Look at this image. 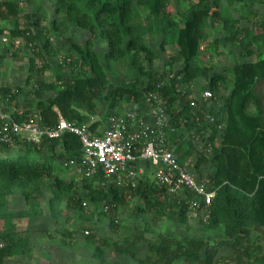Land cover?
<instances>
[{
	"label": "trees",
	"instance_id": "1",
	"mask_svg": "<svg viewBox=\"0 0 264 264\" xmlns=\"http://www.w3.org/2000/svg\"><path fill=\"white\" fill-rule=\"evenodd\" d=\"M53 1L56 17L63 14L65 18L53 19L51 27L63 32L68 20L88 36L82 44L72 43L69 55L57 62L58 68L67 66L68 71L58 70L54 78L46 80L43 74L51 55L49 38L45 37L48 28L32 12L23 14L22 21L17 0H0V33L7 32L11 40L18 38L27 46L24 83L0 86V98L14 106L23 85L32 94L25 101L30 107L11 110L15 120L22 121L36 112L43 126H51L62 115L99 133L110 115L124 111L135 110L139 118L150 120L156 95L164 100L162 105L173 127L168 148L181 163L192 155V136L210 129L209 135H201L211 142V155H198L195 168L201 173L202 164L210 165L208 173L216 193L206 208V219L202 218L203 227L219 230L221 238L213 242L190 235H160L157 241L146 242L148 253L142 256V231L132 238L124 237L122 242L88 231L86 237L93 243L94 257L100 264H114L106 260L107 250L112 249L139 264H177L178 260L182 264H264V252L250 237L253 228L264 227V18L253 10L255 3L264 6V0H194L177 11L171 0ZM217 22L223 34L209 42ZM148 36L159 39L158 50L148 42ZM99 39L106 43L103 60L95 48ZM205 42L210 53L218 44L238 46L243 60L234 56L230 64L213 68V64L200 59ZM166 46H172L173 54L165 69L155 70L158 51ZM252 55L254 59H248ZM117 62L125 67L123 81H113L109 75ZM176 63H181L177 69ZM201 78L205 80L201 89L209 88L214 93L202 110L185 100L192 93L193 83ZM15 138L13 145L0 142V264L8 257L31 252L30 234L19 230L15 221L45 214L41 206L43 185L51 194L48 204L53 216L63 213L62 199L66 198L72 208H80L87 199L94 205H104L99 214L109 212L113 226L110 208L123 204L129 196H138L145 206L137 210H149L151 217L187 222L190 208L185 199L161 198L164 188L147 172L140 174L134 186L118 185L102 174L83 177L77 191L74 171L69 178L60 175L64 160L82 155L76 133L45 136L39 144ZM14 146L22 148L11 156L9 151ZM9 195L24 200L25 206L10 207ZM149 226L146 223V229ZM68 234L72 235L64 232V236ZM223 246L234 253L218 256L216 249Z\"/></svg>",
	"mask_w": 264,
	"mask_h": 264
},
{
	"label": "rangeland",
	"instance_id": "2",
	"mask_svg": "<svg viewBox=\"0 0 264 264\" xmlns=\"http://www.w3.org/2000/svg\"><path fill=\"white\" fill-rule=\"evenodd\" d=\"M174 10L185 9L187 4L194 0H171ZM22 21L24 19L23 14L28 12L35 13L39 16L42 24L48 28L45 33V37L49 38L50 42V57H47L49 67L45 70L43 76L46 80H51L55 77L58 70L67 72L68 67H57V62L63 56L69 55L68 47L72 43L82 44L87 38L88 33L76 27L73 22H67V28L65 31L57 30L51 27L53 19H63L65 16L59 15L56 17L54 13V1L53 0H17ZM253 10H256L259 18H264V6L262 4L255 3ZM3 27L6 26V22H3ZM220 23L217 22L214 28L211 29L209 34V42L215 37L223 34L220 27ZM148 42L152 44L155 49L158 50L159 39L157 37L148 36ZM41 44V43H40ZM29 47V45H28ZM206 42L202 45V52L200 54L201 61L206 64H213V68L221 69L224 65L230 64L234 56L243 60L239 56L240 48L234 46L231 43L227 46L218 44L217 48L213 52H209L206 48ZM18 48H20L18 50ZM95 48L98 51L101 60L104 59V51L106 50V43L104 39L95 41ZM17 49V50H16ZM16 50L17 54H13ZM172 46H166L164 51L159 50L157 60L154 62V69L161 71L166 68L169 57L173 54ZM248 59H254V56H250ZM27 46L20 39L11 40L7 32L0 33V86H17L24 83L27 66ZM105 65V61L103 62ZM181 63H176L174 68L177 69ZM109 75L113 81H123L125 78V67L122 62L113 63V69L109 70ZM205 82L204 79L196 80V92L200 94L201 85ZM200 88V89H199ZM32 96L28 86L23 85V91L18 94L16 98V105L10 103L8 100L4 102L0 98V114H8L13 108L24 110L30 107L26 105L27 98ZM32 105V104H31ZM180 130H183L181 128ZM205 140V139H203ZM22 146H14L10 149L11 156L18 153ZM60 150V147H57ZM23 151V150H21ZM211 155V154H210ZM155 165V162H151ZM143 165V164H142ZM145 171L149 167V163L143 165ZM210 169L209 164L202 165V171L207 173ZM73 173L72 169L60 168V175L69 178ZM151 178H153L152 172H147ZM77 183V191L79 189L81 178L77 175L73 176ZM51 194L48 186L43 185V193L41 198V206L45 210V214L36 218H22L17 219V228L21 231L30 234L32 250L27 254L14 255L4 260L3 264H100V261L93 255V243L86 237L88 231L95 236H104L111 241L122 242L124 237L132 238L134 234L143 232L144 239L139 241L141 247V254L144 256L148 253L147 241L155 242L160 235L177 236L178 238L184 235H190L194 237L209 239L215 242L221 238L219 230H206L203 227V215L199 211H187V222H178L174 219H166L164 217H151V212L145 210L141 212L136 208L139 206L144 207L142 199L138 196H129L124 200L123 204H119L115 209H111L114 215L115 225L111 226L108 215H101L99 212L104 209V205H94L87 199L86 204L80 208H72L67 205V200L62 199L60 207L63 213H59L56 216L51 215L48 199ZM10 207H22L25 206L24 200L18 197L9 195ZM161 198L163 195L161 194ZM165 198H172L171 196H165ZM175 199V198H174ZM106 206V204H105ZM175 209V207H172ZM146 223H149V228L146 229ZM71 232L72 235L64 236V232ZM259 231V233H258ZM250 237L255 243L260 245V252H264V227L261 230L253 228L250 233ZM217 255L229 256L228 254L234 253L228 246H223L216 249ZM204 250L202 251V255ZM106 260L108 262H114V264H139L136 261L130 259L129 256H122L116 254L114 250L108 249L106 252ZM177 264H182L181 260L176 261ZM113 264V263H112ZM239 264H250L248 261H243ZM255 264V263H254Z\"/></svg>",
	"mask_w": 264,
	"mask_h": 264
},
{
	"label": "built area",
	"instance_id": "3",
	"mask_svg": "<svg viewBox=\"0 0 264 264\" xmlns=\"http://www.w3.org/2000/svg\"><path fill=\"white\" fill-rule=\"evenodd\" d=\"M192 87V93L185 97V100L194 109L202 110L212 101L214 93L209 88H199V94L195 90V83ZM180 94L183 95V92ZM154 96L150 120L139 118L135 110L124 111L118 115H110L105 125L99 129V133L90 129L88 124H74L62 115H59L55 124L43 126L36 112L27 114L22 121L15 120L10 113L0 114V142L13 145L15 137H19L39 144L45 136L54 138L65 131L76 133L82 144V155L64 160L63 166L72 169L79 178L102 174L104 178L118 185L131 183L134 186L140 174L145 172L143 165L149 162L155 183L165 190L163 198L167 195L184 198L192 212H202L203 218L206 219V208L215 196L216 185L209 173L201 170L202 165L206 163L200 166L199 173L195 162L198 155L208 157L212 152L211 142L203 140L201 135H209L210 129L192 136V155L181 163L168 148L169 131L173 130V127L170 116L162 105L164 100ZM207 117L210 121L215 120L212 116ZM217 128L221 130L222 126L218 125ZM151 162H155V165ZM82 203L85 205L87 202Z\"/></svg>",
	"mask_w": 264,
	"mask_h": 264
},
{
	"label": "crops",
	"instance_id": "4",
	"mask_svg": "<svg viewBox=\"0 0 264 264\" xmlns=\"http://www.w3.org/2000/svg\"><path fill=\"white\" fill-rule=\"evenodd\" d=\"M106 123V122H105ZM105 125V124H104ZM147 163H145V165H146ZM149 167H151V165H150V163H149ZM145 172H152L151 170H150V168H148ZM144 172V173H145ZM152 175H153V172H152Z\"/></svg>",
	"mask_w": 264,
	"mask_h": 264
}]
</instances>
